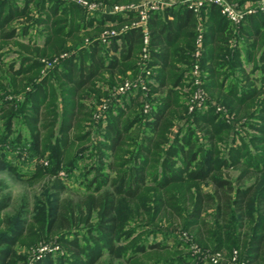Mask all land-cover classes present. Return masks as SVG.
Returning a JSON list of instances; mask_svg holds the SVG:
<instances>
[{
  "label": "trees",
  "instance_id": "1",
  "mask_svg": "<svg viewBox=\"0 0 264 264\" xmlns=\"http://www.w3.org/2000/svg\"><path fill=\"white\" fill-rule=\"evenodd\" d=\"M137 19L136 12L90 15L64 0H0V169L21 175L16 164L3 160L8 144V152L18 150L14 155L22 157L27 151L37 161L38 171L28 180L54 177L51 212L37 220L40 231L25 239L26 246L38 244L33 252L18 249L26 231L32 234L21 220L24 212L13 221L2 219L8 203L0 202V264H31L48 238L58 239L70 254L49 253L32 264H105L107 257L106 264H145L151 252L160 261L167 259L168 247L141 244L135 234L164 221L182 223L203 249L241 247L246 264H264V9L239 23L214 4L204 5L199 15L181 3L152 12L149 113L143 112L141 92L118 101L107 89L119 75L138 73L143 29L125 30L110 46L95 39L108 25L120 30ZM200 24L208 107L190 111ZM87 38L94 39L86 44ZM11 46L18 47L20 65L12 62L3 70V54ZM64 53L47 72V60ZM6 87L26 97L17 103ZM107 98L112 101L104 124L95 120L88 101ZM218 103L225 108L217 110ZM21 112L30 125L27 137L13 130ZM41 157L48 159V171L39 165ZM81 158L91 161L84 167L90 177L85 195L61 198L69 189L61 172L69 176ZM72 232L74 238L68 236Z\"/></svg>",
  "mask_w": 264,
  "mask_h": 264
},
{
  "label": "rangeland",
  "instance_id": "2",
  "mask_svg": "<svg viewBox=\"0 0 264 264\" xmlns=\"http://www.w3.org/2000/svg\"><path fill=\"white\" fill-rule=\"evenodd\" d=\"M98 3H101L105 6H108L110 4L100 2L99 0H94ZM126 4V3H124ZM238 4V3H237ZM239 7L242 8V5L238 4ZM113 25H108V28H112ZM114 28V27H113ZM33 33H31V36H35V28L32 30ZM40 36V35H39ZM11 49L9 51H6V53L3 54V61H2V69L6 70L8 69V65L12 62H16V68L20 65V56L17 54L16 50L18 49L17 46H11ZM1 64V63H0ZM54 67V66H53ZM51 67L50 69H47L51 71L53 69ZM251 69V68H250ZM6 76V75H5ZM137 76V74H134L132 71H128L125 75H119V80L115 82V85L109 86L108 88L110 94H112L116 87L119 86L123 81L134 79ZM228 84V83H227ZM29 89V88H28ZM27 89V90H28ZM7 92H9V99L17 100L18 102H21L26 97V93L17 92L14 90L9 89L6 87L5 89ZM192 92V93H191ZM193 91L192 88L190 90V94L188 98L191 100ZM208 94V93H207ZM7 96V95H6ZM105 98V97H103ZM108 100H101L100 102H92L88 101L90 105H94V115L96 112H98V109L101 108ZM139 104V103H138ZM219 104V103H218ZM222 107V110L225 108L223 105L219 104ZM138 111H141V106L136 108ZM135 111L136 113L138 111ZM144 112V110H143ZM19 116L15 117L13 121V130H16V133L22 131L21 133L23 135H26L27 132L30 129V125L28 121L26 120L25 116L23 115V112H21ZM108 118V117H107ZM107 119L104 124H106ZM3 123L4 118H1L0 113V136L1 132L3 131ZM243 129V128H242ZM247 130V129H243ZM239 140V138H238ZM10 146L13 145V143H10ZM8 145V144H7ZM7 145L4 148V151L7 152V156L4 157L3 160L5 162H11V164H16V168L18 169V172L21 173V175H17L7 169L1 170L0 169V202L1 203H8L7 207L3 209L1 212L2 219L13 221L15 216L18 213H23L21 220L27 222V228L31 229L32 227V234L29 233L27 236V231L22 239V241H19L18 249L20 252L23 253H30V250L32 251V247H36L38 244H34V240L29 244V246H26L25 239L33 237V232H39L40 226L39 222L37 220L44 219L49 213L51 212V207L53 206V195H50L52 193V180L54 179L53 176H50L47 174L44 178L36 179L34 181L28 180L31 176H33L37 171V161L35 160L34 156L31 158L27 155V151L24 152V156L18 157L15 150L11 149V152L7 151ZM2 147V146H1ZM0 148V153L2 154ZM3 151V152H4ZM8 160V161H7ZM39 165L43 164L45 169H49V162L48 159H44L41 157V159H38ZM1 162V161H0ZM90 159L87 158H81L78 159L77 167L71 172V174L68 176L65 171H62L64 175V181L68 184V190L63 191L61 198H70L72 200H80L82 196L85 194L82 193L85 191L88 181H89V175L86 174L84 171V167L88 164H90ZM45 171H48V170ZM235 176L238 174V172H234ZM208 187V186H207ZM46 189H47V195H46ZM83 194V195H82ZM8 199V200H7ZM6 200L8 202H6ZM172 221H164L158 225L149 226L148 228L144 229V231H141L142 229H139L137 233L135 234V238L137 240H142L141 244L144 245H150L154 243L158 244H164L168 248L165 249L166 255H168L167 259L163 260H157L156 258L159 257L157 252H151L147 256V261L145 264H183L180 260L182 258H185L187 262H190L191 264H214L210 257L208 256L210 253L213 252H222L226 257L232 256L234 254V250L238 251V257H237V264H243L245 262V256L243 252H241V247H236L233 249V251H229L227 249L222 251H214V250H207L203 249L199 245H197L194 240L193 236L190 235V233L187 232L181 225L182 223H171ZM2 228L6 227V223L2 224ZM83 230V229H82ZM74 232V231H73ZM72 234L68 235L70 238H74V235ZM82 233H85V230L82 231ZM36 238V237H35ZM49 240L45 239L42 242H48L49 244L43 245V247L38 251V253H34L32 256L31 264L35 261L36 257H43L46 256L49 253H52L55 258H60V255L67 254L69 255V251L64 247V245L58 241V239L55 238H48ZM25 242V243H24ZM40 244V242H39ZM46 247V248H45ZM45 248V250H43ZM68 251V252H67ZM243 251V250H242ZM33 252V251H32ZM107 262L109 261V258L107 257ZM155 260V261H154ZM157 260V261H156ZM123 263H125V260L122 259ZM121 262V261H119ZM216 264V263H215ZM217 264H225L222 262H219ZM227 264V263H226Z\"/></svg>",
  "mask_w": 264,
  "mask_h": 264
},
{
  "label": "built area",
  "instance_id": "3",
  "mask_svg": "<svg viewBox=\"0 0 264 264\" xmlns=\"http://www.w3.org/2000/svg\"><path fill=\"white\" fill-rule=\"evenodd\" d=\"M67 2L76 3L84 7L90 15L95 12H103L109 14L116 13H128L136 12L138 19L123 26L120 30L115 28H109L100 33V35L95 38L100 42L110 46L111 41L114 37L118 36L125 30L130 28L140 27L144 31V43L140 53L139 58V71L134 79L125 80L115 89L113 98L120 101V97L129 93L141 92L143 101L144 113H149L152 104L150 99V85L153 83V69L150 66L151 63V53H150V33L148 28V20L150 14L157 10H162L167 7H171L176 3H181L186 5L189 9L194 10L198 15L200 14L201 8L206 4H214L218 6L221 13L231 22L239 23L241 22L247 14L256 13L259 9H264V0H261L258 5L244 4L242 8L238 6L237 3L229 2L228 0H140L139 2H131L126 4H114L105 6L93 0H64ZM199 34L196 40V50L194 52L195 62L192 69V87L193 94L190 100V111H195L196 109H206L208 107V94L205 89V81L202 74V66L200 63L201 57L204 53L203 46V26L200 24L198 26ZM94 39V38H93ZM93 39L86 40V44L91 43ZM67 53L61 55L60 58L54 59L52 61L46 62L47 69L55 66L61 58L65 57ZM112 98H109L104 102L103 106L98 109L95 113L94 118L97 122H105L108 116V109ZM217 110H222V107L217 104ZM61 175H64L61 172ZM46 248V247H45ZM43 248V250H45ZM210 260L215 264L222 262L227 264H237L238 251L234 250L232 256L226 257L222 252H213L208 255ZM246 264V261L243 262Z\"/></svg>",
  "mask_w": 264,
  "mask_h": 264
},
{
  "label": "crops",
  "instance_id": "4",
  "mask_svg": "<svg viewBox=\"0 0 264 264\" xmlns=\"http://www.w3.org/2000/svg\"><path fill=\"white\" fill-rule=\"evenodd\" d=\"M109 6V5H108ZM41 38V37H40ZM246 68L248 69V70H250V68H251V66L249 67V66H246Z\"/></svg>",
  "mask_w": 264,
  "mask_h": 264
}]
</instances>
